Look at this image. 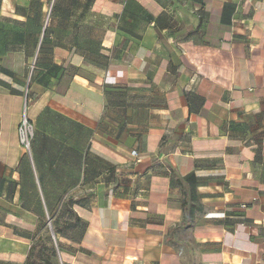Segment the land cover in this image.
Listing matches in <instances>:
<instances>
[{
  "label": "crops",
  "instance_id": "1",
  "mask_svg": "<svg viewBox=\"0 0 264 264\" xmlns=\"http://www.w3.org/2000/svg\"><path fill=\"white\" fill-rule=\"evenodd\" d=\"M35 174L87 223L59 264H264V0H0V264Z\"/></svg>",
  "mask_w": 264,
  "mask_h": 264
},
{
  "label": "rangeland",
  "instance_id": "2",
  "mask_svg": "<svg viewBox=\"0 0 264 264\" xmlns=\"http://www.w3.org/2000/svg\"><path fill=\"white\" fill-rule=\"evenodd\" d=\"M37 70L34 71V75ZM33 75V70L26 71V83L24 87V100L25 97L29 98L30 96V82L31 77ZM27 105L23 107L22 117L20 118L19 125L23 120L24 116L28 118L30 121L31 114V106L29 105V100L26 102ZM31 122V121H30ZM32 123V122H31ZM19 127V126H18ZM18 131V130H17ZM33 139L31 140L30 145V153L26 152L19 144V146L26 153V157L28 161L32 155V144ZM19 143V139H18ZM34 184L36 188H34V194L36 195L33 198H25V197H9L8 194L4 196V208L6 210L13 211L16 214L23 215L26 219L34 225L35 237L41 245H50L51 244V236L54 232V229H60L64 231L66 234L71 233L69 227H74L78 225L73 215L65 213V204L62 202V208L58 213H50L48 208L46 207V203L49 205L50 198L47 197L46 189H42L41 183L38 179V176L34 175ZM13 183V182H12ZM10 183V185H13ZM56 230V231H57ZM51 249V248H50Z\"/></svg>",
  "mask_w": 264,
  "mask_h": 264
},
{
  "label": "trees",
  "instance_id": "3",
  "mask_svg": "<svg viewBox=\"0 0 264 264\" xmlns=\"http://www.w3.org/2000/svg\"><path fill=\"white\" fill-rule=\"evenodd\" d=\"M35 71V70H34ZM33 71V73H34ZM14 94H16L14 92ZM197 95V94H196ZM199 98L204 100L201 96L197 95ZM196 176L195 172H191L188 175L184 177V181L191 186L192 190H195L194 186L196 183ZM193 192V191H192ZM2 190H0V196H1ZM72 205V203L68 204ZM67 211V210H66ZM70 215H73L74 219L76 220L78 225H75L74 227H69L70 234L65 233L64 231H61L60 229H54V232L51 236V244L50 245H41V243L38 242L37 238L35 237V234L30 237V240L32 241V245L30 247L27 260L25 264H59V236L61 238H65L71 242L78 243L75 240L77 239L74 237V231L81 229V233L84 232L85 228L87 227V223L84 222L74 211H73V205L71 207V210L69 212H66ZM57 230V231H56ZM84 235V233H83ZM82 235V237H83ZM79 240V239H78ZM51 248V249H50Z\"/></svg>",
  "mask_w": 264,
  "mask_h": 264
},
{
  "label": "built area",
  "instance_id": "4",
  "mask_svg": "<svg viewBox=\"0 0 264 264\" xmlns=\"http://www.w3.org/2000/svg\"><path fill=\"white\" fill-rule=\"evenodd\" d=\"M34 137V126L28 120L26 116H24L18 127V139L20 146L28 153H30V145L31 140ZM136 155V153H134Z\"/></svg>",
  "mask_w": 264,
  "mask_h": 264
},
{
  "label": "water",
  "instance_id": "5",
  "mask_svg": "<svg viewBox=\"0 0 264 264\" xmlns=\"http://www.w3.org/2000/svg\"><path fill=\"white\" fill-rule=\"evenodd\" d=\"M27 101V100H26Z\"/></svg>",
  "mask_w": 264,
  "mask_h": 264
}]
</instances>
